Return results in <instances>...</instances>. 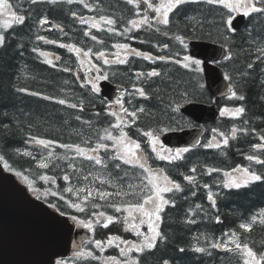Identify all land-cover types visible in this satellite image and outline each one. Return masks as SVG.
Listing matches in <instances>:
<instances>
[{
    "label": "snow or ice",
    "instance_id": "obj_1",
    "mask_svg": "<svg viewBox=\"0 0 264 264\" xmlns=\"http://www.w3.org/2000/svg\"><path fill=\"white\" fill-rule=\"evenodd\" d=\"M32 5L41 2L56 4L59 0H29ZM71 5L73 3L82 4L84 8L93 11L91 5L85 0H66ZM207 4L217 8L219 19L213 23L216 26L217 33L223 41V61L231 62L234 60L235 54L232 51L230 43L231 38L235 35L237 29L234 21L237 17L251 18L253 14L264 15V0H126V4L131 6L132 18L125 21L118 20L113 16L100 14L98 16H84L76 12L71 15L78 20L81 25L87 27L83 31V36L88 37L95 44L101 45L100 50L94 48H81L74 44L59 43V47L67 48L69 52H74L78 57V62L85 69V75L81 81L82 88H89L92 94L100 92L99 82L107 80L108 73L102 67L103 65H126L129 63V57H139L145 61L155 63L156 60L171 62L179 65L181 68L189 70L193 73L203 71L202 63L204 61L193 58L191 55L180 53L172 56H153L150 52H143L132 48L128 43L115 42L111 45L114 52H109L105 47V40L102 37L93 34L92 30L97 33H106L109 37H124L126 39H136L130 36L134 31L152 30L156 33L168 35V30L172 25V15H174L182 5L186 4ZM28 15L23 13L21 6L12 3V0H0V48L6 46L7 32L13 30L17 26L25 24ZM189 23L186 29H191L195 33L197 26H203L196 17H188ZM40 28L49 25V30L58 29L63 33V28L59 24H53L47 17H40L37 21ZM118 25H120L118 27ZM171 39L178 42L182 48L188 47L184 34H173ZM36 40L43 41L46 44H56L57 41L47 39L43 35H37ZM251 42V33H249ZM144 41H141L143 43ZM157 47L168 48V44L157 45ZM33 52H37L40 56L45 57V63L52 64L48 60V53L33 48ZM255 59L246 65L247 69L254 70L257 63L264 64V46H256ZM92 57L98 63H93ZM59 59V57H56ZM219 64V61L214 60ZM55 66V65H53ZM227 67V65H225ZM64 71H69L65 68ZM95 73V75H92ZM248 73L241 72V81L234 82V77L228 71L223 73V79L227 81L225 94L226 99L235 101H245L246 97L240 91L241 82L247 83L244 77ZM135 81L132 84V90L124 88L112 102H106L103 114L96 112V117H103L107 120L106 126L102 130L94 133L95 143L91 138L83 140L82 143H58L55 140L43 139L36 136H29V142L42 146L44 149L56 145L65 149L63 156H57V160L67 162V171H63L62 179L65 187L62 192L46 190V195L57 197L64 201L67 208L72 212L65 211L59 205L49 202L48 207L55 209L60 217H66L71 221L72 225L78 229L87 230L91 235L82 238L79 242L73 241L75 251L70 259H56L54 264H76L77 261L98 260L96 252L104 253L107 249H114L117 255L108 256L100 264H143V258L146 254L153 252L159 243L167 240V235L160 228L162 222V213L167 207L176 208L177 194H184L185 200L188 199L186 190L195 197L197 191L202 187L206 190L207 201L212 209H216L219 193L211 190L209 183L202 185L197 180L198 166H192L188 169V173H180L182 180L172 175L168 168L154 166L155 161L165 162L168 165L175 166L178 161L186 159L185 154L190 152V147H166L160 141V134L165 128H147L139 125L142 115L148 114L142 106L137 107L133 104L136 97L148 100L150 98L148 91L143 83L151 78L160 77L161 72L155 68L144 71H133ZM79 78V77H78ZM203 88V85H200ZM264 88V82H261ZM17 92L28 93L29 95L38 96V92H29L25 87L16 88ZM162 89L157 87L153 95L160 98ZM192 93L187 89L179 93V100L172 99L167 107L172 112H178L181 108L180 101L184 103L191 102ZM43 99H53L44 96ZM264 100V95L261 96ZM56 103L67 105L72 109L84 111L83 102L80 104L69 103L65 99H58ZM246 108L243 104L232 107L224 106L219 110L221 117H227L231 120H240L242 125L237 127L233 124L227 132L217 128L211 130L212 137L201 146L206 149H222L230 145V140L237 138L238 134L248 136L256 134L255 128H249L250 121L244 119ZM77 120H81L79 115ZM93 127L90 121H84ZM0 127L9 128V124L0 120ZM135 129V134H133ZM259 142L252 143V152L244 156V159L250 162L249 166L237 165L230 170H222L219 167L209 166L207 164L200 165L203 169L200 175L211 176L213 173H221L223 179L216 181L217 185L223 189L240 190L248 188L257 182H264V130L257 135ZM196 144L200 145L201 141L197 140ZM24 156L32 154L25 151L21 153ZM71 154V155H69ZM54 153L49 152L48 157H41L37 161L39 169H49L50 158ZM34 160L36 157H32ZM4 160L0 156V161ZM49 161V162H46ZM80 161L79 164L75 163ZM251 163L260 165V171L251 167ZM3 167L9 169L7 162ZM58 167V165H57ZM17 176H21L20 172H16ZM75 177V183L73 179ZM42 181L49 182L53 186L57 184L55 176L40 175ZM23 179L28 181V177ZM29 188L33 191L32 183L29 181ZM65 194H68L67 196ZM37 199L40 196L37 195ZM203 212L207 215L202 204H196L194 208L189 207L184 219L185 224H195V215ZM216 223H220V217H215ZM122 224L123 232L130 233L135 239L125 238L120 234H108L104 238H96L97 229H109L110 225ZM264 226V207L258 212L251 215L245 222L238 225V229L243 233H250L254 225ZM146 228V231L143 230ZM223 239H207L206 247L199 246V237L197 245L191 247V251L195 253H207L208 248L222 249L226 252L233 253L237 256L241 264H264V252H258L249 246L247 237L242 239L241 232L233 230L222 234ZM188 248L180 247L178 251L185 253ZM209 255L211 253H208ZM49 264H52L50 261ZM162 264H170L168 259H163Z\"/></svg>",
    "mask_w": 264,
    "mask_h": 264
},
{
    "label": "trees",
    "instance_id": "obj_2",
    "mask_svg": "<svg viewBox=\"0 0 264 264\" xmlns=\"http://www.w3.org/2000/svg\"><path fill=\"white\" fill-rule=\"evenodd\" d=\"M89 5L92 0H85ZM23 13L28 15L25 24L15 27L7 32L6 46L0 48V120L9 124L8 129L0 127V156L4 160L0 161L2 165L5 162L9 165L7 171L13 173L17 179L24 184L29 192L37 198L40 196L42 202H49L59 205L65 211L72 212V209L66 207L64 201L57 197L46 195V190L59 191L66 186L61 178L63 171H67V162L57 160V156H63L65 149L53 145L48 149L42 146L29 142V136H36L43 139L55 140L58 143H81V141L91 138L95 143L94 133L89 132L85 137L82 135L81 128L83 121L92 120L93 100L90 97H82L85 102L83 104L84 111L72 109L67 105L56 103L58 99H65L69 103H77V90L79 81L76 73L73 70L64 71L61 66V58L63 52L67 49L59 47V43L74 44L81 48H91V40L83 36V26L77 25L72 18V12H80L84 15L87 8L82 4L73 3L69 5L66 0H59L56 4L41 2L32 5L30 2L23 3ZM218 9L210 7L202 12V19L199 21L201 26H197L193 35L194 38L204 39L223 45L222 39L217 33L214 21L219 19ZM84 13V14H83ZM44 15L54 24H59L63 28V33L58 29L42 30L37 21ZM196 17L198 16L195 14ZM194 15V16H195ZM213 17H216L214 19ZM251 33V42L249 40ZM144 30L139 32L134 31L130 36H135V40H128L134 48L144 50L140 47L143 40ZM37 35H43L47 39L57 41L56 44H46L43 41L36 40ZM232 51L235 54L234 60L225 62L221 66L225 71H228L234 77V82L241 81V72L248 73L244 77L247 83L241 82L240 91L245 95V101L228 100L229 103L224 104L223 101H218L219 107L235 106L243 104L246 108L244 119L250 121L248 127L255 128L256 134L244 136L238 134L237 138L230 140L229 147L226 148V170H230L237 165L249 166L250 162L244 159V156L250 154L253 150L252 143L259 142L257 135L261 130H264V100L261 96L264 95V88L261 87V82H264V64L257 63L254 70L247 69L246 65L255 59L256 46H264V15L253 14L251 18H247L244 30L235 33L231 38ZM38 48L40 51L59 57L52 64L45 63V57L40 56L37 52H33V48ZM48 59V57H47ZM51 59V58H50ZM55 65V66H53ZM227 65V67H225ZM179 90L181 93L187 89L192 93L194 100L207 98L202 85L200 73H194V79L188 77L186 71L178 68ZM172 78V77H171ZM25 87L29 92H38L40 95L33 96L24 92H17L16 88ZM162 89L161 96L167 91V87ZM44 96L52 97L53 99L45 100ZM179 100V94L176 95ZM175 97V96H173ZM158 99V98H157ZM156 97L151 110L154 120L151 124H158L163 116L161 108L165 101L160 98L161 102L157 101ZM79 115L81 120H77ZM223 123L217 126V129L227 132L233 124L237 127L243 126L240 120H231L223 117ZM29 152L31 156H24L21 153ZM49 152L54 153L50 158L49 169H39L37 161L41 157H47ZM71 155V154H69ZM217 153H211L208 150H197L192 160H186L179 163V166L173 168L174 177L182 180L180 173H188V169L193 166H198L197 180L202 185L209 183L211 176H203L200 173L203 171L200 165L209 164L210 161H215L218 164ZM32 157H36L34 160ZM217 159V160H216ZM49 162V161H46ZM75 163L79 164L80 161ZM58 165V167H57ZM220 167V166H215ZM251 167L257 171L262 170L260 165L251 163ZM63 170V171H62ZM16 172H20L21 176H17ZM40 175L55 176L57 184L53 186L49 182L42 181ZM28 177V181L23 179ZM32 183L33 191L29 188V183ZM75 183V177L73 179ZM188 199L185 200L184 194H177V207H167L162 213V222L160 223L161 230L166 233L167 240L159 243L158 247L151 253H148L143 258V264H162L163 259H168L170 264H241L237 256L230 252H222L219 249L208 248L207 253H195L191 251V247L197 245V240L194 237H199V246L206 247L204 239H212L215 236H220L225 232L236 230L241 232L242 239L247 237L249 246L253 247L258 252H264V226L259 224L254 225L250 233H243L238 229L241 222L248 220L251 215L258 212L264 207V182H257L250 185L248 188L240 190L226 189L222 195L216 197L218 207L212 209L206 198V193L201 187L197 191L195 197L186 190ZM66 196L68 194H65ZM190 198V199H189ZM196 204L204 206L207 215L199 212L195 215V224H185L184 219L189 207L194 208ZM219 216L222 220L223 227L219 228L215 217ZM218 226V228H217ZM143 230L146 231V228ZM120 234L128 239H135L130 233L123 232L122 224H113L109 229H97L96 238H104L108 234ZM91 234L89 233L88 236ZM87 236V237H88ZM180 247L188 248L185 253H180ZM208 253H211L210 255ZM114 249H107L104 253L96 252L98 260L77 261L76 264H100L108 256L117 255ZM70 259V258H69Z\"/></svg>",
    "mask_w": 264,
    "mask_h": 264
},
{
    "label": "water",
    "instance_id": "obj_3",
    "mask_svg": "<svg viewBox=\"0 0 264 264\" xmlns=\"http://www.w3.org/2000/svg\"><path fill=\"white\" fill-rule=\"evenodd\" d=\"M235 27L240 30L245 18L237 17ZM189 54L204 61L203 76L208 93L214 98L224 97L228 83L214 60L223 61V47L205 41H190ZM113 88L101 83V94L110 97ZM180 112L201 125L215 124L219 111L214 104L189 103ZM204 128H194L161 136L171 147H197ZM72 227L46 205L32 198L16 178L0 164V264H49L69 250ZM77 234V233H76Z\"/></svg>",
    "mask_w": 264,
    "mask_h": 264
},
{
    "label": "flooded vegetation",
    "instance_id": "obj_4",
    "mask_svg": "<svg viewBox=\"0 0 264 264\" xmlns=\"http://www.w3.org/2000/svg\"><path fill=\"white\" fill-rule=\"evenodd\" d=\"M97 8L95 9L92 16H98L100 14L113 16L114 18H117L118 20H123L126 22L127 19L132 18V11H130L131 6L126 4V0H97ZM201 4H186L182 5L180 9L172 15V25L170 26V29L168 30V35H164L162 33H153L148 34L145 36L146 39L150 40L151 42H163V44H168V48L163 47H157L156 45H149V47H146V40L143 39V43H141L142 47L148 48L146 52H150L154 57L155 56H172L175 58L176 53H180L181 56L188 54V47L186 49L182 48V46L176 42L174 39H171L170 37L173 34H184L186 38V43L188 44L189 39L191 38V35H193V32L191 29H186V25L189 23L187 20L188 17H193L192 11L194 8L200 7ZM120 26V25H118ZM151 31V30H150ZM97 36H99L98 33H96ZM112 38V36H111ZM121 43H123L121 41ZM112 39H110V43L107 44V46H103L106 48L109 52H114L115 49L111 47L112 45ZM101 45L93 43V48L96 50L101 49ZM74 60L76 64V70L80 72L79 67L81 65L78 62V57L74 53ZM93 63H98L95 61V58L92 57ZM105 71L108 73V79L105 80L109 82L112 86H114L118 92L123 90L124 88H127L129 91L132 90V84L134 82L139 83L135 81V77L133 76V71H144L147 72L153 68H155L157 71L161 72L160 77H154L151 78L149 81L143 83V86L146 88V90L149 93L150 98L148 100H144L143 98L136 97L133 101V104L137 107H144L146 109V112L148 114L142 115L140 118V121L138 122L141 126L143 122L150 121L153 119L151 110L153 109V102L155 100L153 92L157 87H167V91L163 94V96L160 95V98H163L165 101L164 106L161 108V115L163 116L162 119V125L159 124L158 128H165L166 130L162 133L170 132L173 130L179 129L181 126L178 125V115L176 112H172L170 108L167 107L168 103L172 99H177V96L180 92L178 84H179V76L178 73H175L176 68L178 67L177 64L171 63V62H165L156 60L155 63L150 61H145L139 57L131 56L129 57V63L126 65H103L102 66ZM82 69V67H81ZM189 73V78L193 80V72ZM92 75H95V73H92ZM172 77V78H171ZM104 81V80H102ZM101 82V81H100ZM99 82V84H100ZM161 94V93H160ZM175 96V97H173ZM156 97V96H155ZM159 98V99H160ZM157 99V98H156ZM92 100H93V106L92 110L95 116L96 112H101L103 114L104 109L106 107V102H108L106 99L102 98L100 94H92ZM115 100V99H114ZM157 101L161 102L157 99ZM96 119L105 120L103 115L101 117L95 116ZM111 117H108L107 120H111ZM106 120V121H107ZM192 126L191 123L186 124V126ZM135 131V129H133ZM161 133V134H162ZM157 166H166L167 164L165 162L161 161H155L154 162ZM221 166H225V162L222 161ZM222 225V226H221ZM223 227L222 221L220 222V227Z\"/></svg>",
    "mask_w": 264,
    "mask_h": 264
},
{
    "label": "rangeland",
    "instance_id": "obj_5",
    "mask_svg": "<svg viewBox=\"0 0 264 264\" xmlns=\"http://www.w3.org/2000/svg\"><path fill=\"white\" fill-rule=\"evenodd\" d=\"M13 1H14V4H17L18 2H20V1H22V0H13ZM77 21H78V20H77ZM78 24H80L79 21H78ZM92 32H93V30H92ZM179 123H182V120H180ZM47 157H48V155H47ZM70 222H71V221H70ZM74 228H75V227H74ZM75 229H76V228H75ZM82 230L84 231L83 234H82L81 232L77 231L78 236L76 237V242H79L82 238H84V234H85V233H88L87 230H84V229H82ZM222 239H223V238H222ZM73 252H74V251H71V250H70L68 257H70V256L73 254Z\"/></svg>",
    "mask_w": 264,
    "mask_h": 264
},
{
    "label": "bare ground",
    "instance_id": "obj_6",
    "mask_svg": "<svg viewBox=\"0 0 264 264\" xmlns=\"http://www.w3.org/2000/svg\"><path fill=\"white\" fill-rule=\"evenodd\" d=\"M190 199V198H189Z\"/></svg>",
    "mask_w": 264,
    "mask_h": 264
}]
</instances>
